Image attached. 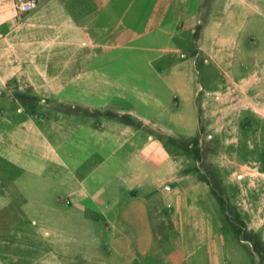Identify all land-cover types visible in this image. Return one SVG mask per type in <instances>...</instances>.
I'll return each mask as SVG.
<instances>
[{
    "label": "crops",
    "instance_id": "0c3cea01",
    "mask_svg": "<svg viewBox=\"0 0 264 264\" xmlns=\"http://www.w3.org/2000/svg\"><path fill=\"white\" fill-rule=\"evenodd\" d=\"M38 2L35 11L21 14L14 0H0V87L22 82L42 101L77 102L90 109V124L74 117L70 140L67 131L49 126L43 133L27 120L19 123V115L9 126L0 119V158L11 169L0 172L12 178L17 169L31 178L28 185H52L34 198L17 189L31 206L42 196L70 195L82 203L100 196L106 182L108 211L114 214L115 199H124V229L145 231L138 232L139 246L152 254L149 260L252 264V255L220 222L212 192L187 169L193 161L177 159L163 140H191L200 132L193 73L210 60L197 59L178 40L180 22L194 32L199 0ZM255 23L257 37L243 33ZM223 28L251 42L246 55L224 47L218 68L243 70L251 63L264 69V0H236L220 20ZM230 40H221L222 47ZM254 43L260 50H250ZM3 184L16 188L15 181Z\"/></svg>",
    "mask_w": 264,
    "mask_h": 264
},
{
    "label": "rangeland",
    "instance_id": "374dc122",
    "mask_svg": "<svg viewBox=\"0 0 264 264\" xmlns=\"http://www.w3.org/2000/svg\"><path fill=\"white\" fill-rule=\"evenodd\" d=\"M235 1L199 0L196 22L191 24L194 32L185 30L188 23H179L182 46L186 51L193 50L201 61L209 59L210 64L203 62L202 69L193 73L200 132L191 140L166 135L163 140L177 159L190 157L193 162L187 169L197 172L202 185L212 192L211 200L218 207L223 227L252 255V264H264V69L259 72L251 68V63L243 70L218 68L224 47L237 55L238 51H249L251 38L248 42L243 34L238 37L218 29L225 10ZM251 15L253 20L258 19L255 13ZM256 24L243 33L257 37ZM226 38L231 39L230 44L222 47L220 41ZM250 46L252 51L260 50L259 44ZM232 56L234 59L235 53ZM36 93L22 82L0 87V119L4 126L19 115V123L27 120L43 133L49 126L55 127L62 135L67 131L73 140L81 117L88 120L84 124H90V109L77 102L42 101ZM74 117H78L77 124ZM0 167L9 169L1 158ZM12 174L13 179L0 172V264H166L164 260H149L152 254L147 257L139 246L138 232L145 231L124 229V199H115L114 214L108 211L112 198L106 182L100 196L82 203L76 204L70 195L59 199L42 196L32 207L31 199L22 198L17 189L34 198L42 190L48 192L52 185L41 189L35 183L28 185L31 178L21 170L15 169ZM67 178H73V174ZM11 181H15L16 188L3 184ZM169 241V236L163 239L165 256Z\"/></svg>",
    "mask_w": 264,
    "mask_h": 264
},
{
    "label": "built area",
    "instance_id": "2783aa9c",
    "mask_svg": "<svg viewBox=\"0 0 264 264\" xmlns=\"http://www.w3.org/2000/svg\"><path fill=\"white\" fill-rule=\"evenodd\" d=\"M38 0H14V7L21 14H29L38 8Z\"/></svg>",
    "mask_w": 264,
    "mask_h": 264
}]
</instances>
